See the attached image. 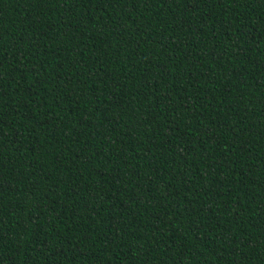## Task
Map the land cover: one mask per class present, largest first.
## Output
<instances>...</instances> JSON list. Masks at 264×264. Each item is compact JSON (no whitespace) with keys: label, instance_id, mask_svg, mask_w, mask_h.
I'll list each match as a JSON object with an SVG mask.
<instances>
[{"label":"trees","instance_id":"16d2710c","mask_svg":"<svg viewBox=\"0 0 264 264\" xmlns=\"http://www.w3.org/2000/svg\"><path fill=\"white\" fill-rule=\"evenodd\" d=\"M0 264H264V0H0Z\"/></svg>","mask_w":264,"mask_h":264}]
</instances>
